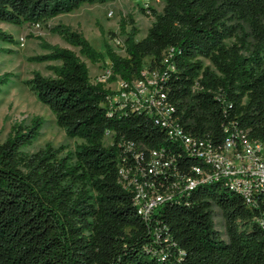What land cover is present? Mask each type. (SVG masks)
Segmentation results:
<instances>
[{"label":"trees","instance_id":"16d2710c","mask_svg":"<svg viewBox=\"0 0 264 264\" xmlns=\"http://www.w3.org/2000/svg\"><path fill=\"white\" fill-rule=\"evenodd\" d=\"M114 1L0 0V23L43 27L79 50L30 36L43 54L27 62L48 64L54 77L34 72L23 84L69 139L83 142L75 152L49 144L26 153L45 127L39 117L0 141V264H264V196L248 206L218 181L165 202L149 220L138 215L137 193L119 183L121 167L146 166L150 152H163L179 172H169L170 186L199 163L155 119L114 103L118 93L92 83L81 59L98 65L107 58L110 84L143 81L145 68L158 73L187 136L216 148L238 134L264 144V0H165L143 40L132 16L121 20L120 34L99 27L106 56L79 29L50 25L85 5ZM121 37L125 56L107 40ZM17 44L0 30V56ZM17 79L0 73V94ZM138 154L145 160L138 163Z\"/></svg>","mask_w":264,"mask_h":264},{"label":"built area","instance_id":"2783aa9c","mask_svg":"<svg viewBox=\"0 0 264 264\" xmlns=\"http://www.w3.org/2000/svg\"><path fill=\"white\" fill-rule=\"evenodd\" d=\"M124 49L123 39L113 41ZM107 75L112 73L108 65ZM143 81L127 85L120 81V90L113 99L121 108H130L135 113H143L168 130L171 138L180 139L184 150L199 165L191 169V175L181 176V180L170 186L169 172L174 168L179 175L174 160L163 152H150L146 166L121 167L119 183L126 190L137 193L135 205L140 217L149 220L152 213L165 202L176 200V196L190 197L193 191L203 185L222 181L225 186L240 195L248 206L264 196V144L250 142L246 136L238 134L229 138L222 147L216 148L210 141H203L185 135L175 118V109L166 102V95L158 88V73L143 72ZM108 79V80H109ZM146 96H143V95ZM112 143V135L107 134ZM106 140V141H107ZM134 149V145L130 146ZM138 163L145 160L144 154L135 156ZM159 186L164 189L160 191ZM264 227V225H263Z\"/></svg>","mask_w":264,"mask_h":264},{"label":"rangeland","instance_id":"374dc122","mask_svg":"<svg viewBox=\"0 0 264 264\" xmlns=\"http://www.w3.org/2000/svg\"><path fill=\"white\" fill-rule=\"evenodd\" d=\"M165 7V0H115L106 5H85L79 11L72 14L62 15L50 23L56 25L63 23L74 29L82 31L86 39L94 49L103 53L105 51V39L102 37L99 27H102L106 33L114 32L120 34V22L123 18L132 16L141 31L137 41L143 40L148 33L149 28L154 23L153 13L162 14ZM0 30L12 35L18 42L15 46H6L12 50L11 55L0 56V73H13L18 76L16 82L4 88L0 94V141L4 143L11 133V129L16 124L29 125L36 118L45 120V127L41 137L33 147L25 150L28 154H34L52 145L54 148L64 147L66 152H75L77 147L83 142L81 140L69 139L66 133L58 127L56 118L50 109L42 105L37 98L24 86L23 82L30 80L34 72H39L44 77H54L47 70L48 64H31L27 62L29 57L43 54L39 49L38 41L29 38L30 36L41 37L53 45H59L63 48H69L79 55V50L71 48L64 43L59 37L50 34L46 29L40 26H24L18 28L6 23H0ZM123 39V37H121ZM109 45L120 55L125 56L122 46L116 45L112 40L107 38ZM230 41L229 44H232ZM65 46V47H64ZM81 57V56H80ZM81 59L87 63L92 83H103L107 89L114 92L120 90V81L110 84L108 82V65L105 62L98 65H92L84 57ZM206 66L211 63L204 60ZM143 96H146L145 94ZM110 145V140L106 141ZM219 230L224 233L223 221L220 217L217 219ZM224 240H227L224 236Z\"/></svg>","mask_w":264,"mask_h":264},{"label":"crops","instance_id":"0c3cea01","mask_svg":"<svg viewBox=\"0 0 264 264\" xmlns=\"http://www.w3.org/2000/svg\"><path fill=\"white\" fill-rule=\"evenodd\" d=\"M65 47V46H64Z\"/></svg>","mask_w":264,"mask_h":264}]
</instances>
